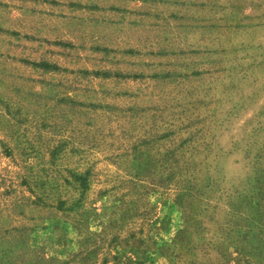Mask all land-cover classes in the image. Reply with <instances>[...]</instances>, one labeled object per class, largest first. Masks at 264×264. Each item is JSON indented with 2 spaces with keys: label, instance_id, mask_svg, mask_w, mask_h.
<instances>
[{
  "label": "rangeland",
  "instance_id": "374dc122",
  "mask_svg": "<svg viewBox=\"0 0 264 264\" xmlns=\"http://www.w3.org/2000/svg\"><path fill=\"white\" fill-rule=\"evenodd\" d=\"M0 264H264V0H0Z\"/></svg>",
  "mask_w": 264,
  "mask_h": 264
}]
</instances>
